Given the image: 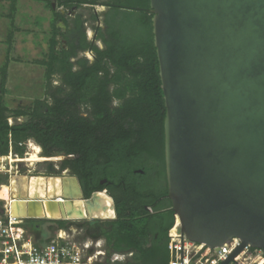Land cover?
Masks as SVG:
<instances>
[{
    "label": "water",
    "instance_id": "water-1",
    "mask_svg": "<svg viewBox=\"0 0 264 264\" xmlns=\"http://www.w3.org/2000/svg\"><path fill=\"white\" fill-rule=\"evenodd\" d=\"M149 12L165 108L167 198L179 221L181 264L182 235L210 249L239 239L221 264L246 245L264 254V0H149ZM57 28L66 27L60 22ZM24 178L25 195L11 198V217L115 220L106 190L85 199L68 170ZM46 204L58 217L46 215Z\"/></svg>",
    "mask_w": 264,
    "mask_h": 264
},
{
    "label": "trees",
    "instance_id": "trees-1",
    "mask_svg": "<svg viewBox=\"0 0 264 264\" xmlns=\"http://www.w3.org/2000/svg\"><path fill=\"white\" fill-rule=\"evenodd\" d=\"M39 1L53 10L50 0ZM56 2L67 10L96 4ZM102 6L107 7L105 29H95V39L103 49L87 41L81 16L70 28L63 15L55 14L47 60L41 64L46 67L48 87L53 76L59 85L23 109L10 110L0 103V157L11 152L21 158L28 140L40 147L43 157L62 155L59 172L68 170L76 177L85 199L103 190L113 199L115 220L83 224L104 240L107 257L131 254L118 264H169L168 232L175 219L167 198L165 108L149 0H108ZM58 22L64 24V31L56 27ZM73 34L78 36L77 44ZM58 37L65 40L64 47ZM78 52H90L93 59L78 58ZM5 69L6 64L2 86ZM19 118L23 121L8 123ZM6 180L1 177L0 184ZM45 224L55 233L66 230L68 222L23 221L21 226L32 232V225L39 232Z\"/></svg>",
    "mask_w": 264,
    "mask_h": 264
},
{
    "label": "rangeland",
    "instance_id": "rangeland-1",
    "mask_svg": "<svg viewBox=\"0 0 264 264\" xmlns=\"http://www.w3.org/2000/svg\"><path fill=\"white\" fill-rule=\"evenodd\" d=\"M92 1L101 4L108 0ZM50 2L53 4V10L39 0H0V103L10 110L23 109L35 99H44L49 91L59 85L58 77L53 76L51 77L50 88L48 87L45 77L46 67L41 64V62L47 60L51 24L55 20L56 13L65 16L70 28H72L73 17L81 16L83 21L82 30L87 41L93 42L99 49L104 47L99 39H95V29L99 28L102 32L104 31L103 20L107 8L98 6L93 8L83 5L74 10H67L64 7H59L56 0H50ZM93 16H96L97 19L93 20ZM59 24L60 22L56 23V27ZM61 31H64V29H61ZM57 40H59V45L64 47L65 40L60 37ZM75 44H77V40H75ZM59 45L57 48H59ZM78 58L91 61L93 56L90 52H78ZM75 60L72 59L71 61L74 62ZM5 64V83L2 86V70ZM115 104L114 102L113 105ZM80 113L85 115V110L82 108ZM9 120L11 123L23 121L22 118ZM32 145H36L32 140H28L23 144L24 153L21 158L10 153L5 157H0L4 159L0 161V178L7 177L6 183L2 185H9L10 180L18 173H20L19 177H25L27 172L42 173L48 167L52 168L51 173H60L59 168L61 161L64 159L63 156L45 158L39 153V156L43 159L42 161H23L29 159L33 153ZM8 158L16 162L11 163L7 160ZM65 172L62 171L60 174ZM68 174H70L69 171ZM2 185L0 184V186ZM4 205L5 201L0 200V216L3 215ZM83 224L81 222H68L66 230L69 232L70 239L77 242L97 239L91 233L95 229L90 231ZM49 226V224H45L37 232L32 225H29L32 232H27V235L34 242L41 239L47 240L54 236V231ZM103 248L102 241L101 248L98 250H103Z\"/></svg>",
    "mask_w": 264,
    "mask_h": 264
},
{
    "label": "built area",
    "instance_id": "built-area-1",
    "mask_svg": "<svg viewBox=\"0 0 264 264\" xmlns=\"http://www.w3.org/2000/svg\"><path fill=\"white\" fill-rule=\"evenodd\" d=\"M8 123L12 124L10 120ZM8 207L9 202H5L0 216V264H118L131 256L113 253L107 257L103 240L77 242L65 231H59L37 245L21 226L23 221L10 216ZM168 239L169 264H181V232L175 222L168 232ZM102 241L104 248L98 250ZM241 244L234 238L210 249L182 235V264H221ZM228 264H264V254L246 245Z\"/></svg>",
    "mask_w": 264,
    "mask_h": 264
},
{
    "label": "bare ground",
    "instance_id": "bare-ground-1",
    "mask_svg": "<svg viewBox=\"0 0 264 264\" xmlns=\"http://www.w3.org/2000/svg\"><path fill=\"white\" fill-rule=\"evenodd\" d=\"M32 151L33 153L30 155L29 159H26V160H23V161H26V162H40L42 161V157L39 156V153H40V149L38 146L36 145H32ZM4 159H1L0 158V161H2ZM6 160V159H5ZM8 161H10L11 163L12 162H16L14 161L13 159L11 158H8L7 159ZM21 161V160H20ZM67 187H69V183L67 182L65 184ZM55 186H52L49 185V192L51 193L52 189H54ZM57 189H58V186H56ZM25 190H26V180L24 177H19L18 175L13 177L11 180H10V184L5 186V185H2L0 186V200L1 201H5V202H11V198H16L18 196H24L25 195ZM46 215L50 218H56L58 217V212L55 210V209H52L49 207L48 204H46ZM35 212L36 213H41L40 210H38L37 208L35 209ZM102 215H109V212H105V213H102ZM176 226H179V221L178 219H176V222H175Z\"/></svg>",
    "mask_w": 264,
    "mask_h": 264
},
{
    "label": "flooded vegetation",
    "instance_id": "flooded-vegetation-1",
    "mask_svg": "<svg viewBox=\"0 0 264 264\" xmlns=\"http://www.w3.org/2000/svg\"><path fill=\"white\" fill-rule=\"evenodd\" d=\"M95 2V1H94ZM96 4L95 5H85V6H89V7H93V8H95V7H105V6H102V4L103 3H98V2H95ZM105 3V2H104ZM105 8H107V7H105ZM75 9V7H73L72 8V10H74ZM64 18H65V16H64ZM66 19V18H65ZM76 19V16H74L73 17V19H72V21L73 20H75ZM72 28H73V24H72ZM73 38H74V40H77V38H78V36L76 35V34H73ZM9 120V119H8ZM39 147V146H38ZM40 148V147H39ZM40 153H41V149H40ZM56 156H62V155H56ZM43 157V156H42ZM52 157H55V156H52ZM45 158H47V157H45ZM48 158H51V157H48ZM46 162H49V161H46ZM64 171H66V170H64ZM27 173H29V172H27ZM26 173V174H27ZM42 173H44V174H52V175H60V173L59 174H53V173H51L50 172V169H49V167L47 168V170L46 171H44V172H42ZM59 231H65L68 235H69V232L67 231V230H57L54 234H56L57 232H59ZM102 240V239H101ZM104 241V240H103Z\"/></svg>",
    "mask_w": 264,
    "mask_h": 264
},
{
    "label": "crops",
    "instance_id": "crops-1",
    "mask_svg": "<svg viewBox=\"0 0 264 264\" xmlns=\"http://www.w3.org/2000/svg\"><path fill=\"white\" fill-rule=\"evenodd\" d=\"M83 241H85V240H83Z\"/></svg>",
    "mask_w": 264,
    "mask_h": 264
}]
</instances>
